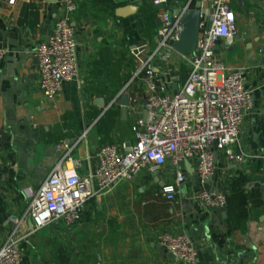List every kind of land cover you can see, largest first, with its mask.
<instances>
[{"label": "crops", "instance_id": "crops-1", "mask_svg": "<svg viewBox=\"0 0 264 264\" xmlns=\"http://www.w3.org/2000/svg\"><path fill=\"white\" fill-rule=\"evenodd\" d=\"M85 1L97 8L91 11L79 4L74 17L79 79L65 82L61 95L48 99L40 89L34 51L52 33L62 2L0 0V41L6 49L0 59V244L57 163L62 154L59 144L78 142L73 153L81 159L80 173L85 176L96 170L103 145L134 140L133 119L128 111L127 119L122 118L116 98L136 66L128 56V50L140 44L133 43V37L140 35L143 44L154 46L162 7L153 0H138L135 14L117 17L116 8L131 0ZM177 1L182 6L189 0ZM197 2L210 10L212 0H193V7ZM232 7L238 25L231 42L234 48L220 42L216 56L244 72L245 87L252 95L253 107L246 112L233 145L235 152L245 153L246 160L237 164L217 151L215 173L205 183L193 160L183 163L185 180L172 201L163 193V186L175 177L172 164L159 172L144 170L134 181L91 197L80 223L72 228L58 222L31 232L32 221L26 218L19 233L24 237L23 264H32L27 250L36 232L54 228L72 241L95 238L85 263L75 261L69 256L73 252L63 247L57 252L60 264H160L170 258L158 239L162 232L189 235L199 264H264V58L259 54L264 41V0H232ZM172 58L181 66L182 83L187 68L184 74L178 51ZM146 88L141 82L130 86L128 93L142 98ZM236 188L245 197L238 196ZM202 189L223 192L226 206L204 207L194 197ZM112 223L119 236H110L111 245L102 244Z\"/></svg>", "mask_w": 264, "mask_h": 264}, {"label": "built area", "instance_id": "built-area-1", "mask_svg": "<svg viewBox=\"0 0 264 264\" xmlns=\"http://www.w3.org/2000/svg\"><path fill=\"white\" fill-rule=\"evenodd\" d=\"M192 1L178 6L177 0H153L154 5L162 7L154 46L139 44L128 50L136 66L117 98L128 94L133 142L103 145L96 170L85 176L80 173L81 159L73 153L78 142L59 144L62 154L57 163L31 195L26 212L14 218L12 229L0 244V264L24 263V237L19 233L26 218L32 221L31 232L58 222L72 228L80 223L91 197L121 182L134 181L144 170L159 172L167 163L172 164L175 177L163 186L165 197L172 201L185 180L183 163L193 160L198 177L205 183L215 173L217 151L237 164L246 160L245 153L235 152L233 145L239 139L246 112L253 107L252 95L245 87L244 72L226 66L216 56L218 42H232L238 32L232 0H212L210 10L201 15L195 48L181 54L187 66V77L181 83V66L173 62L172 54L181 37L182 19L194 8ZM61 2L63 11L52 33L34 51L40 89L48 99L60 96L64 83L80 76L73 25L79 1ZM5 54L0 41V59ZM141 82L147 84L142 98L128 93L130 86ZM174 83H180L176 89L172 88ZM194 197L206 208H224L227 204V196L216 190L202 189ZM158 239L170 253V258L160 264H199L189 235L162 232Z\"/></svg>", "mask_w": 264, "mask_h": 264}, {"label": "rangeland", "instance_id": "rangeland-1", "mask_svg": "<svg viewBox=\"0 0 264 264\" xmlns=\"http://www.w3.org/2000/svg\"><path fill=\"white\" fill-rule=\"evenodd\" d=\"M80 7L83 8H90L94 10V8H97L96 6L93 7V3L90 1L85 0H78ZM96 4V3H95ZM136 23H134L135 25ZM139 33V32H138ZM140 36V35H139ZM139 36L133 37V43L138 42L140 44H143L141 42ZM186 64L183 66V73H186ZM131 136V134H130ZM110 229L106 230V237L105 239H101L102 244H109L111 238L110 236H119V234H116V231L114 230V223L111 224ZM50 230V231H49ZM49 230H41L36 232L32 240L30 241V244L28 246L27 250V256L31 260L32 264H60L57 258V252L59 248L67 247V249L72 254H69L71 258L76 257L75 261H78V263L82 262L85 263L86 255L85 253L89 250V245H94L95 238L89 240V239H74V241L71 240L70 237L64 236L60 234L59 229H49ZM56 252V253H55Z\"/></svg>", "mask_w": 264, "mask_h": 264}, {"label": "water", "instance_id": "water-1", "mask_svg": "<svg viewBox=\"0 0 264 264\" xmlns=\"http://www.w3.org/2000/svg\"><path fill=\"white\" fill-rule=\"evenodd\" d=\"M138 0H131L132 3L117 7L115 14L117 17H127L129 15L135 14L138 11V6L134 4ZM206 12V9L202 7L201 2H197L195 7L190 9L182 19V32L180 39L175 43V49L182 55H186L189 51H192L196 46V41L199 33V25L201 15ZM219 42L217 44V50L219 48ZM225 44L228 47H233L230 41H226ZM216 50V52H217ZM259 54L264 58V41H261L259 46ZM174 88H177V83H174ZM101 102V99H100ZM117 104L122 106V118L127 119V106L129 105L128 96L123 94L119 99H117ZM102 106L104 103L102 102ZM144 119L147 120V114L144 115ZM128 143L127 145H129ZM210 180V179H209ZM215 209V208H213ZM226 213L224 214V216ZM30 222V228H32Z\"/></svg>", "mask_w": 264, "mask_h": 264}, {"label": "trees", "instance_id": "trees-1", "mask_svg": "<svg viewBox=\"0 0 264 264\" xmlns=\"http://www.w3.org/2000/svg\"><path fill=\"white\" fill-rule=\"evenodd\" d=\"M235 192L237 193L238 196H240V197H241V196H242V197H245L244 194H243V192L240 191V189H237V188H236V189H235ZM243 200H245V198H243Z\"/></svg>", "mask_w": 264, "mask_h": 264}]
</instances>
